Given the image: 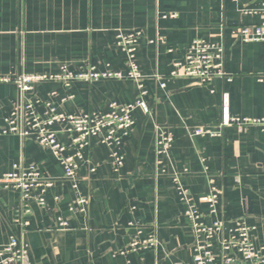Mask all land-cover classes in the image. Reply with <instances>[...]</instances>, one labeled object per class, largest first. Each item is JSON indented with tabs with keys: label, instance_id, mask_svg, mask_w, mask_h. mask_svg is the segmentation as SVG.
I'll return each mask as SVG.
<instances>
[{
	"label": "crops",
	"instance_id": "1",
	"mask_svg": "<svg viewBox=\"0 0 264 264\" xmlns=\"http://www.w3.org/2000/svg\"><path fill=\"white\" fill-rule=\"evenodd\" d=\"M261 3L0 0V76L54 74L63 65L73 72L95 67L126 74V54L116 45L117 35L141 30L136 59L147 76L145 100L151 108L150 115L134 111L135 124L120 146L125 162L119 170L109 148L91 138L74 186L64 178L63 166L51 150L33 138L2 133L22 92L13 81L0 83V175L17 163L35 164L55 181L45 193L46 205L31 199L28 212L18 191L0 186V246L11 235L18 236L26 246L28 264L190 262L193 233L173 183L175 173L204 213L208 205L200 198L213 185L220 187L217 217L227 227L243 217L254 228L255 244L264 245V129L250 126L240 131L229 126L222 136L192 135L196 127H219L224 91L230 93L233 115L264 117V41H243L233 35L237 26L262 21L260 14L245 12L261 8ZM159 36L164 42H156ZM197 38L224 45L232 81L216 78L210 85H200L189 78H168L173 63L184 59ZM156 74L165 78V86ZM138 94L129 78L76 80L70 86L44 80L24 97L51 101L61 112L82 114L105 113L113 102L131 103ZM37 111L43 115L45 107L38 104ZM158 128L174 135L169 154L157 155ZM59 138L70 143L67 134ZM79 195L89 200L85 211L71 210ZM59 218L67 225H60ZM153 229L159 238L157 249L121 253L133 236L144 238Z\"/></svg>",
	"mask_w": 264,
	"mask_h": 264
},
{
	"label": "built area",
	"instance_id": "2",
	"mask_svg": "<svg viewBox=\"0 0 264 264\" xmlns=\"http://www.w3.org/2000/svg\"><path fill=\"white\" fill-rule=\"evenodd\" d=\"M261 1V8L245 12L260 14L262 21L254 25L237 26L233 30L235 38L243 41H264V0ZM142 34L141 30H133L120 31L117 35L116 45L126 54V64L129 68L126 74L109 69L97 70L95 67L83 72H73L63 65L61 70L54 74H21L15 79L0 76V83L13 81L22 92V100L6 117L2 133L33 138L42 147L51 150L63 166L64 178L72 180L74 186H77V174L84 156L83 151L93 137L99 138L100 142L109 148L113 166L119 170L125 162L120 146L135 124L134 111L141 109L144 114H151V108L145 100L147 76L140 69L136 59ZM156 42H164V37L159 36ZM155 77L162 86L166 85L163 76L156 74ZM124 78L135 82L139 90L137 99L125 104L113 102L110 110L105 113L69 114L58 111L51 101H42L39 98L29 100L24 97L27 92L34 89L37 82L44 80L59 81L70 86L76 80L93 82ZM168 78H189L200 85H210L216 78L232 81V74L225 67L224 45L208 42L202 38L194 39L184 59L173 63ZM38 104L45 107L43 115L37 111ZM221 112V123L218 128L196 127L192 135L222 136L224 128L229 126H235L240 131L250 126L264 129V117H240L231 113L228 91L222 94ZM61 133L70 137L69 144L59 138ZM173 141L172 132L158 128L157 155L169 154ZM161 163L162 161L158 159V164ZM91 170L94 171L95 168ZM172 179L185 205L184 215L193 233L190 246L191 261L178 264H264V245L255 244L252 234L254 228L247 224L243 217L236 218L231 227H227L225 221L217 217L223 194L220 187L213 185L210 192L200 198L208 205V211L204 213L196 206L194 196L184 186L180 174L175 173ZM54 183V178L46 176L35 164L25 166L17 163L13 165L12 170L0 175V186L18 191L27 212L31 199L39 206L46 205L45 193ZM35 191L38 193L33 195ZM88 203L87 197L79 195L72 204L71 210L85 211ZM207 217L212 219L208 221ZM58 223L62 226L67 225V221L61 218ZM139 232L141 233V230ZM158 245L157 230L153 229L144 238H140L139 235L133 236L126 250L121 253H141L147 249H157ZM0 264H28V252L21 238L11 235L9 241L0 246Z\"/></svg>",
	"mask_w": 264,
	"mask_h": 264
}]
</instances>
